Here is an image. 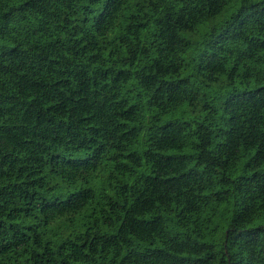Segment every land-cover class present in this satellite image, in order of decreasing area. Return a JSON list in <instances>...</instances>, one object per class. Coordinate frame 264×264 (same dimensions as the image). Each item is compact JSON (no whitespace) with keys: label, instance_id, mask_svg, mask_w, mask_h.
I'll return each mask as SVG.
<instances>
[{"label":"trees","instance_id":"1","mask_svg":"<svg viewBox=\"0 0 264 264\" xmlns=\"http://www.w3.org/2000/svg\"><path fill=\"white\" fill-rule=\"evenodd\" d=\"M0 264H264V0H0Z\"/></svg>","mask_w":264,"mask_h":264}]
</instances>
